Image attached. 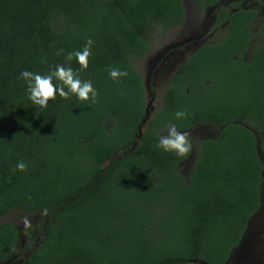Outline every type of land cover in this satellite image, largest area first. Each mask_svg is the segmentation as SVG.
<instances>
[{"label":"trees","instance_id":"1","mask_svg":"<svg viewBox=\"0 0 264 264\" xmlns=\"http://www.w3.org/2000/svg\"><path fill=\"white\" fill-rule=\"evenodd\" d=\"M192 1L216 7L225 34L187 56L149 114L135 62L152 52V30L184 24V0H0V218L21 210L46 224L39 244L27 228L22 264H228L242 244L263 206L264 16L241 0ZM89 39L87 68L68 61ZM57 65L91 81L96 103L69 93L38 110L21 72ZM168 125L220 133L185 174L194 143L183 157L158 148ZM20 244L16 225L0 224V264Z\"/></svg>","mask_w":264,"mask_h":264},{"label":"rangeland","instance_id":"2","mask_svg":"<svg viewBox=\"0 0 264 264\" xmlns=\"http://www.w3.org/2000/svg\"><path fill=\"white\" fill-rule=\"evenodd\" d=\"M231 0H224L229 3ZM262 1V0H261ZM187 20L178 29L168 34H163L158 29L151 31L149 38L153 44L152 52L142 61H136L137 68L142 72L146 80L147 97L151 114L159 106L164 97L165 89L174 74L176 68L182 64L187 56L204 43H214L221 40L225 34V27L215 28L217 8H209L200 12L195 6L186 0ZM245 6L264 8L260 0H245ZM264 39L258 38L257 43H263ZM194 143V149L190 159L185 161L183 173L191 170L196 155L197 145L207 138H215L220 129L210 126H198L186 132ZM261 157L264 160V135L259 137ZM263 206L252 218L249 229L242 244L235 250L228 264H263L264 260V190ZM4 222L16 225L21 234V244L18 255L10 264H22L30 255L27 248L26 230L29 226L35 227V242L42 241L43 228L46 224L42 221L40 213H28L21 210L11 211L0 218V224ZM192 264H207L201 260H194Z\"/></svg>","mask_w":264,"mask_h":264},{"label":"clouds","instance_id":"3","mask_svg":"<svg viewBox=\"0 0 264 264\" xmlns=\"http://www.w3.org/2000/svg\"><path fill=\"white\" fill-rule=\"evenodd\" d=\"M93 41L89 39L81 51L69 53L67 60L71 61L75 56L77 62L84 68L88 66V58L91 55V46ZM128 73L119 69L110 68L109 76L116 80L126 77ZM21 77L27 82L28 98L32 101L38 110L48 106L50 100H55L56 96L67 97L69 93L74 94L80 101H91L96 103L98 92L93 87L91 81H81L69 67L57 65L50 74L41 75L30 71L21 72ZM56 80L58 83L54 84ZM67 88V91H65ZM177 120L188 118L189 113L185 110L175 112ZM157 147L164 152L175 153L177 156H185L191 149V143L188 140V134L177 129L174 125L166 126V134L160 135ZM23 171L26 165L19 162L16 166Z\"/></svg>","mask_w":264,"mask_h":264},{"label":"flooded vegetation","instance_id":"4","mask_svg":"<svg viewBox=\"0 0 264 264\" xmlns=\"http://www.w3.org/2000/svg\"><path fill=\"white\" fill-rule=\"evenodd\" d=\"M241 1H242V7H244V8H258V7H255V6H245V0H241ZM190 2L195 6V4L193 3L192 0H190ZM260 2H261V5L263 4L262 7L264 8V0H262V1L260 0ZM186 3H187L186 0H184L185 10H186ZM195 8H196V6H195ZM212 8H214V7H212ZM258 9L261 10V15H262V9H261V8H258ZM198 10H199V9H198ZM199 11H200V10H199ZM200 12H202V11H200ZM262 16H264V15H262ZM186 20H187V11H186ZM215 21H216V19H215ZM185 23H186V21L184 22V24H185ZM184 24H183V25H184ZM183 25H182V26H183ZM182 26H181V27H182ZM181 27H180V28H181ZM222 27H225V25H223ZM222 27H216V26H215V28H222ZM177 29H178V28H177Z\"/></svg>","mask_w":264,"mask_h":264}]
</instances>
